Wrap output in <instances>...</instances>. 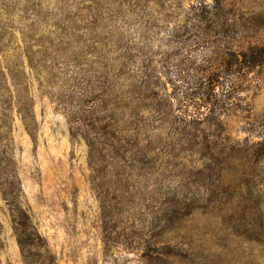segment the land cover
Instances as JSON below:
<instances>
[{"label": "rangeland", "instance_id": "rangeland-1", "mask_svg": "<svg viewBox=\"0 0 264 264\" xmlns=\"http://www.w3.org/2000/svg\"><path fill=\"white\" fill-rule=\"evenodd\" d=\"M228 144L264 155V0H0V264H264Z\"/></svg>", "mask_w": 264, "mask_h": 264}, {"label": "trees", "instance_id": "trees-1", "mask_svg": "<svg viewBox=\"0 0 264 264\" xmlns=\"http://www.w3.org/2000/svg\"><path fill=\"white\" fill-rule=\"evenodd\" d=\"M244 24H241V26ZM245 27V26H244ZM228 145H224V148H222L219 152L220 155H225L228 151ZM196 147H199L200 145L196 142ZM230 148V147H229ZM200 149H202L200 147ZM230 154H226V156L220 160L218 159L216 164V176L217 180L224 178V173L230 174L232 171L235 173L238 172V177H236V186H231L230 182L226 183V186L219 185L221 189V193H224L230 199H233L237 204L239 203L241 206H244V208L239 209L236 207L235 209H232L231 213H224L222 214V217H226L227 222H231L234 226H237V224H240V227L247 228V230L252 231V223L256 220L260 223V225H264V210L258 211V213H253L252 209L251 211L248 210L250 206L247 203V200L244 198L243 194V187L248 186L251 182L250 181H256L258 178H262L261 176H258V167L259 163L264 162V160H261L263 153L259 152L255 148L247 147V148H239V147H232L230 149ZM148 152L151 153V151L148 150ZM264 156V155H263ZM143 164L149 165V161H146L145 158L142 155ZM251 168V170L249 169ZM209 169V168H208ZM249 171H248V170ZM206 170V169H205ZM257 171V172H256ZM264 172V169H263ZM262 172V173H263ZM257 173V174H255ZM256 175V176H255ZM256 177V180H255ZM250 180V181H249ZM231 181V180H230ZM232 190V191H231ZM223 194V195H224ZM258 194V193H257ZM175 201L173 204H171V208H161L159 209V217L157 218L160 223H163L165 225L164 230L166 232L172 233L177 228L180 227L179 222L185 216L186 218L191 216L193 214V210L188 208L187 206L183 205L182 201L179 200L177 197H175ZM258 198V196H257ZM259 199V198H258ZM260 202L262 201L259 199ZM177 203L178 209L174 208L175 204ZM173 205V206H172ZM254 209V207H251ZM260 210V209H257ZM192 211V212H191ZM19 241L21 243V246L23 245L22 238H19ZM161 250L159 254L161 256H168L170 255L171 249L173 248L170 244H168L166 247L160 246ZM175 248V247H174Z\"/></svg>", "mask_w": 264, "mask_h": 264}]
</instances>
